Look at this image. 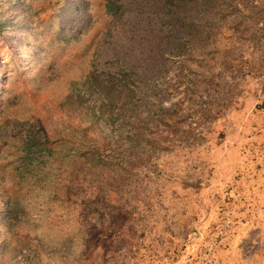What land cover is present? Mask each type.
<instances>
[{"label": "rangeland", "instance_id": "rangeland-1", "mask_svg": "<svg viewBox=\"0 0 264 264\" xmlns=\"http://www.w3.org/2000/svg\"><path fill=\"white\" fill-rule=\"evenodd\" d=\"M116 2L0 0V264H264V0Z\"/></svg>", "mask_w": 264, "mask_h": 264}, {"label": "trees", "instance_id": "trees-1", "mask_svg": "<svg viewBox=\"0 0 264 264\" xmlns=\"http://www.w3.org/2000/svg\"><path fill=\"white\" fill-rule=\"evenodd\" d=\"M116 1H118V0H107V4H108V8H109V10H112L113 11V13H115V12H117L118 10H119V7L116 5L117 4V2ZM168 2H171L172 0H167ZM7 37H9L8 35H7ZM58 45H60V43L58 42ZM57 45V46H58ZM34 62H36V59H32ZM18 63V62H17ZM37 63V62H36ZM121 78H122V80L124 81V80H126L123 76H121ZM111 81H113V82H115V81H117L118 79L117 78H115V77H112L111 79H110ZM127 81V80H126ZM92 88L94 89H97L100 93H101V95L103 96V97H107V94H106V92H105V90L106 89H102L101 87H100V85H96V84H94L93 86H92ZM123 88L124 89H128V87L127 86H123ZM36 141V140H35ZM37 142H39L40 143V141H37Z\"/></svg>", "mask_w": 264, "mask_h": 264}]
</instances>
